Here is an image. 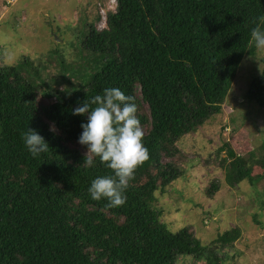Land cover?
<instances>
[{
  "label": "trees",
  "instance_id": "trees-1",
  "mask_svg": "<svg viewBox=\"0 0 264 264\" xmlns=\"http://www.w3.org/2000/svg\"><path fill=\"white\" fill-rule=\"evenodd\" d=\"M116 1L106 27L91 25L82 40L90 74L67 66L68 75L52 73L42 91L24 73L33 63L0 65V264H219L191 227L167 228L156 193L185 176L181 140L222 114L241 60L254 55L250 30L264 27V0ZM107 87L135 97L149 153L118 207L91 199V180L112 170L98 157L80 166L86 115L71 113ZM244 98L264 109V60ZM28 128L44 137L47 152L26 150L21 133ZM223 150L227 185L264 181V141L258 156L237 155L225 142L217 157ZM218 190L212 180L205 195Z\"/></svg>",
  "mask_w": 264,
  "mask_h": 264
},
{
  "label": "rangeland",
  "instance_id": "rangeland-1",
  "mask_svg": "<svg viewBox=\"0 0 264 264\" xmlns=\"http://www.w3.org/2000/svg\"><path fill=\"white\" fill-rule=\"evenodd\" d=\"M113 4V0H15L6 6L0 0V65L33 63L24 73L42 91L52 73L67 76V66L77 74H90L94 67L85 60L82 40L91 25L104 28ZM251 45L254 55L245 54L241 60L222 114L178 144L189 163L185 176L156 193L155 206L167 228L176 232L191 227L200 242L217 253L219 264H264V207L259 203L264 181L227 185L220 166L225 151L216 154L226 142L237 155L246 157L253 151L258 156L264 141V109L244 98L250 81L263 69L264 50H257L253 41ZM260 173V168H253L252 175ZM212 180L219 190L207 197L205 189ZM184 259L177 264H190Z\"/></svg>",
  "mask_w": 264,
  "mask_h": 264
},
{
  "label": "clouds",
  "instance_id": "clouds-1",
  "mask_svg": "<svg viewBox=\"0 0 264 264\" xmlns=\"http://www.w3.org/2000/svg\"><path fill=\"white\" fill-rule=\"evenodd\" d=\"M113 3L112 11L108 12H115L117 1L113 0ZM250 37L257 50H264V27L259 24L252 27ZM71 113L86 115V122L81 123L82 131L78 137V143L86 147L80 166L92 167L98 157L104 167L112 170L111 175L97 176L91 180L87 189L91 199L106 200V207L122 206L136 168L149 158L148 149L143 144L144 131L136 115L135 97L126 95L118 87H107L102 95L97 94L78 103ZM21 138L33 157L49 150L47 141L34 129L28 128L22 132Z\"/></svg>",
  "mask_w": 264,
  "mask_h": 264
},
{
  "label": "built area",
  "instance_id": "built-area-1",
  "mask_svg": "<svg viewBox=\"0 0 264 264\" xmlns=\"http://www.w3.org/2000/svg\"><path fill=\"white\" fill-rule=\"evenodd\" d=\"M7 4H10L14 0H5Z\"/></svg>",
  "mask_w": 264,
  "mask_h": 264
}]
</instances>
